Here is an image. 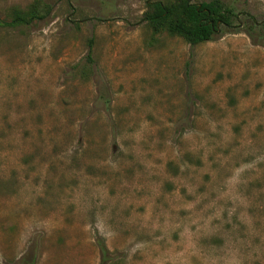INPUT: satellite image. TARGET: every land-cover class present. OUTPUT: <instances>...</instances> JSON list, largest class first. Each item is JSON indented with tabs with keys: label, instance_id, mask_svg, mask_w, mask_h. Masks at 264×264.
<instances>
[{
	"label": "rangeland",
	"instance_id": "1",
	"mask_svg": "<svg viewBox=\"0 0 264 264\" xmlns=\"http://www.w3.org/2000/svg\"><path fill=\"white\" fill-rule=\"evenodd\" d=\"M47 1L0 25V264H264V39L243 14L192 45L148 0Z\"/></svg>",
	"mask_w": 264,
	"mask_h": 264
},
{
	"label": "trees",
	"instance_id": "2",
	"mask_svg": "<svg viewBox=\"0 0 264 264\" xmlns=\"http://www.w3.org/2000/svg\"><path fill=\"white\" fill-rule=\"evenodd\" d=\"M146 6L144 19L154 28L164 27L171 33L183 36L192 45L214 39L222 32L221 26L227 32H239L240 14L245 16L243 21L247 23L248 28L256 30L258 38L264 39V20L258 21L250 13L239 11L234 5L227 4L224 0H203L200 2L176 0L171 4L162 0H148ZM52 8L51 2L43 0L29 17L17 14L12 20L1 21L0 25L7 27L20 24L29 25L36 17L46 18ZM39 11H42L41 16ZM248 33L251 35V30ZM100 251L105 260L109 249L105 244H100Z\"/></svg>",
	"mask_w": 264,
	"mask_h": 264
}]
</instances>
